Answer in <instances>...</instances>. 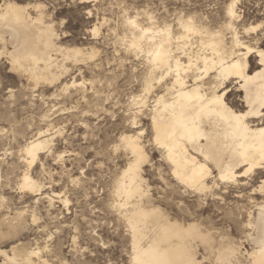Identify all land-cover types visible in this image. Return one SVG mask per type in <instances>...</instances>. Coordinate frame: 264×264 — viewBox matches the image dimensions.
I'll return each instance as SVG.
<instances>
[{
  "label": "rangeland",
  "instance_id": "374dc122",
  "mask_svg": "<svg viewBox=\"0 0 264 264\" xmlns=\"http://www.w3.org/2000/svg\"><path fill=\"white\" fill-rule=\"evenodd\" d=\"M231 1L0 0V6L6 2L26 6L32 16L44 13V20L56 30L58 45L83 51L78 60L55 54L59 78L38 82L14 68L7 53L10 44L3 48L0 43V249L10 254L13 246L38 250L33 255L38 264H133L131 228L123 207L116 204L115 191L134 158L121 136L141 132L148 154L141 168L147 194L143 203L158 206L183 223L202 222L203 230L212 232L216 249L223 237L232 238L241 248V264H251L244 253L253 247L246 222L254 203L263 198L258 185L264 169L239 178V183L214 178L213 184L210 178L209 184L217 187L204 192L175 181L154 141L150 112L161 95V69L153 90L145 94L152 68L146 51L130 47L137 30L128 26L136 18L139 28L152 27L153 33L167 27L179 36L184 32L179 18H192L211 31H223L230 41L232 34L223 26ZM237 11L235 27H240L241 39L264 48V0H239ZM258 23L259 29L244 31ZM195 37L200 36L188 38L187 52L199 49L194 48L200 46ZM185 50H179L182 56ZM258 68L257 58L251 57V71ZM226 85L233 90L229 98L243 104V93L233 87L236 80ZM144 94L147 102L142 104L137 100ZM41 133L50 142L31 166L24 147ZM26 172L42 184L40 190L21 187ZM215 250L198 242L200 264H217ZM3 259L0 254V262Z\"/></svg>",
  "mask_w": 264,
  "mask_h": 264
},
{
  "label": "bare ground",
  "instance_id": "6f19581e",
  "mask_svg": "<svg viewBox=\"0 0 264 264\" xmlns=\"http://www.w3.org/2000/svg\"><path fill=\"white\" fill-rule=\"evenodd\" d=\"M238 1L232 0L226 8L228 23L223 27L230 30V41L223 31H211L192 18H179V24L184 28L179 36H174L167 27L151 33L153 28H139L136 18L127 20L128 26L137 30L130 40V47L146 51L152 68L146 79L145 94L153 90L156 71L161 69V95L154 99L150 108L154 141L161 146L162 159L170 165L175 181L201 192L211 191L216 178L239 183L245 173L250 175L264 169V48L251 46L239 36L237 29L240 27H235V21L240 17ZM43 14L32 16L26 6L16 2L0 6V43L3 48L10 44L12 50L7 53L14 68L28 72L38 82L59 78L55 71V54L78 60L83 52L78 47L58 45L56 30L47 24ZM260 26L258 23L250 28L244 27V31H253ZM191 35L200 36L198 40L195 37L200 45L193 46L199 48L195 52L185 50ZM175 42L178 52H187L183 51L185 56L176 53ZM253 56L257 58L259 68L251 71ZM232 79L236 80V86H233L236 92L243 93L240 95L243 104L229 98L233 90L226 84ZM145 94L137 101L147 102ZM140 133L121 136L124 147L134 158L123 170L115 191L119 200L116 204L123 207L124 217L131 228V261L133 264H200L197 243L215 250L212 232L204 231L202 222L183 223L171 218L162 208L143 203L147 194L141 168L148 154L140 141ZM49 142L47 135L41 133L26 144L24 152L31 166ZM214 169L217 171L215 175ZM210 178H213L211 185ZM40 184L30 172L24 173L23 189L38 191L42 187ZM258 190L263 198L254 203L252 211L247 210L246 226L252 231L247 238L253 247L244 253L251 264H264V179ZM223 238L220 247L214 251L217 264L229 261L241 264V248L232 238ZM37 251L13 246L10 254L0 249L4 257L0 264H38L33 260V255L39 253Z\"/></svg>",
  "mask_w": 264,
  "mask_h": 264
},
{
  "label": "snow or ice",
  "instance_id": "6c2138e0",
  "mask_svg": "<svg viewBox=\"0 0 264 264\" xmlns=\"http://www.w3.org/2000/svg\"><path fill=\"white\" fill-rule=\"evenodd\" d=\"M248 173H245V175H247Z\"/></svg>",
  "mask_w": 264,
  "mask_h": 264
}]
</instances>
